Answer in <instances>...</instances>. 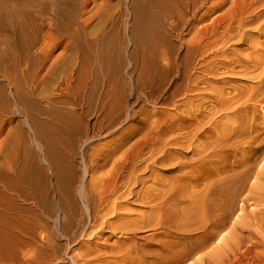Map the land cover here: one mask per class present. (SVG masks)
<instances>
[{
    "label": "bare ground",
    "instance_id": "6f19581e",
    "mask_svg": "<svg viewBox=\"0 0 264 264\" xmlns=\"http://www.w3.org/2000/svg\"><path fill=\"white\" fill-rule=\"evenodd\" d=\"M75 5L0 0V106H8V86L16 105L31 108L18 113L36 125L56 179L49 183L37 162L10 151L9 132L0 140V264H264V0L125 1L134 56L122 62L133 72L107 84L91 124V109L76 97L74 108L56 97L32 103L52 82L56 96L75 93L94 63L107 62L89 56L75 77V33L59 39ZM71 153L80 175L66 172ZM155 166L178 176L166 182ZM9 183L22 184L18 194ZM37 226L44 245L33 238ZM106 231L119 239L103 251L96 241ZM56 232L63 243L54 242Z\"/></svg>",
    "mask_w": 264,
    "mask_h": 264
},
{
    "label": "rangeland",
    "instance_id": "374dc122",
    "mask_svg": "<svg viewBox=\"0 0 264 264\" xmlns=\"http://www.w3.org/2000/svg\"><path fill=\"white\" fill-rule=\"evenodd\" d=\"M77 5L72 8L73 18L71 20V26L67 25L66 18H62V33L59 35V39L67 41L69 38L68 31L74 32V38L72 41V53H71V66L73 69V73L75 77H77L78 73L84 68L85 62L89 56H105L107 62L101 64V66H97L94 63V73L90 74V78L87 80L86 85L83 87H78L76 85L75 93L71 92L69 95H63L61 97L56 96L55 85L56 82H52L46 88V90L41 91L38 88V92L36 93L35 99L32 103L37 106H44L43 97L47 96V98L61 99L64 101H72V103L67 104V107L74 108L76 105L73 101V98L76 97L77 103L83 109L90 108V113L85 117V121L88 123H93L96 119V115L99 111L100 102L106 101L105 91L108 83L116 84L127 82L128 74L133 72L132 66L127 68L125 63L122 62L123 55L127 58H131V63L133 62L134 56V47L132 40L130 38L131 30H132V11L133 8L131 6L126 5L125 1L130 2L131 0H94L95 2L90 3L86 9L81 8L79 1L75 0ZM101 4H105L101 7ZM101 7V8H100ZM91 17V18H90ZM87 18H90L88 24H83V21ZM129 23V27L127 24ZM86 25V26H84ZM78 33V34H77ZM62 52V48H58L56 54ZM58 80V75L56 76V81ZM77 84V79H76ZM233 85H245V83L237 78L232 79ZM5 94L8 101V106L3 107L0 106V129L2 130L0 140L5 136L7 132L10 133V142L12 145V150L17 155L19 154L25 161H35L39 164V166L44 169V173L49 183L56 182L54 173L51 169H48L46 163L43 158L47 156V151H44L43 143L38 144L39 138L37 134V127L34 123H32L31 118L27 119L25 115L19 114L18 109L22 111L30 112L26 106L20 102H17V105L12 97V90L10 87H6ZM105 98V99H104ZM49 99V100H50ZM35 102V103H34ZM62 103L57 104L59 106ZM65 106V104H62ZM77 106L76 108L80 107ZM31 109V108H30ZM173 113V111H168ZM10 119L9 122H4L5 119ZM28 117V115H27ZM264 118V111H261L258 115V119ZM137 121L132 122L133 125H137ZM112 136L101 139V142H107L110 140ZM70 139V138H69ZM37 141V142H36ZM40 143V142H39ZM73 145V144H72ZM82 142L78 141L74 144L72 150L77 151L81 149ZM10 153V152H9ZM188 157V156H187ZM66 163L72 164V169L69 167L66 168V172L68 173L70 170L74 171L76 175L81 174V164L79 160L78 154L71 153L66 159ZM154 171L156 174H160L164 181L170 182L173 181L178 173L170 168L169 166H155ZM10 184V193L16 195L19 193V187L22 186L21 183H9ZM128 203H131L132 200L127 199ZM24 204V203H23ZM20 205V204H19ZM18 211L19 216L26 215L21 206ZM128 209L132 212L138 210L137 207L128 205ZM55 216H57V220L64 223L65 217L59 212H56ZM52 217L51 224L53 219L56 217ZM27 217V216H26ZM30 217V215H29ZM27 217L29 220L30 218ZM38 223H44L45 219L41 215L38 217ZM116 222V220H113ZM32 224L31 221L28 222L27 226ZM36 235L33 236L34 240H36L40 245H44V241L42 236L46 234L44 228L41 229L40 226L36 227ZM25 230V229H24ZM17 234V233H15ZM110 231H106L103 237L97 239V243L101 245V249L106 251V247L115 246L116 241L119 239V234L115 233L114 236H111ZM23 240L28 241L32 238L30 232L26 230V234H23ZM137 237V236H136ZM55 243H63L64 241L59 238L57 232L55 236H52ZM139 244H148L155 243L156 240H145L143 237H137L134 239ZM148 248L147 246H145ZM23 248V247H22ZM25 249V248H23ZM153 249V248H152ZM18 264V263H17Z\"/></svg>",
    "mask_w": 264,
    "mask_h": 264
}]
</instances>
